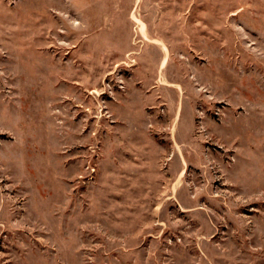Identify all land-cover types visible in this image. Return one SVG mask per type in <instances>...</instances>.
<instances>
[{"label":"rangeland","instance_id":"rangeland-1","mask_svg":"<svg viewBox=\"0 0 264 264\" xmlns=\"http://www.w3.org/2000/svg\"><path fill=\"white\" fill-rule=\"evenodd\" d=\"M0 264H264V0H0Z\"/></svg>","mask_w":264,"mask_h":264},{"label":"bare ground","instance_id":"bare-ground-1","mask_svg":"<svg viewBox=\"0 0 264 264\" xmlns=\"http://www.w3.org/2000/svg\"><path fill=\"white\" fill-rule=\"evenodd\" d=\"M164 63V62H163Z\"/></svg>","mask_w":264,"mask_h":264}]
</instances>
